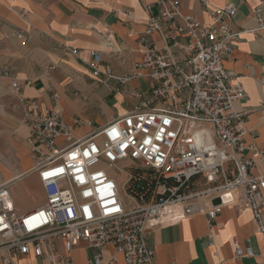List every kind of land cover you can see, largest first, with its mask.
<instances>
[{"label":"built area","instance_id":"built-area-1","mask_svg":"<svg viewBox=\"0 0 264 264\" xmlns=\"http://www.w3.org/2000/svg\"><path fill=\"white\" fill-rule=\"evenodd\" d=\"M190 1L207 10L211 23L185 12L180 0H155L156 15L146 24L145 50L132 74L118 75L100 52L90 53L92 78L109 91L119 90L111 81L125 87L141 78L151 85L147 93H132L133 107L105 124L68 123L57 109L22 95L32 80L2 72L27 132L31 164L18 178L0 179V264L25 258L75 264L81 243L94 252L90 264H153L146 236L164 226L163 212L179 203L188 214L209 205L212 221L223 206L239 201L264 234V175L251 174L256 163L245 153L256 149L244 142L246 110L235 108L247 93L224 65L239 39L238 7ZM253 16L264 43V0ZM21 17L28 19V12ZM155 33L161 48L150 41ZM11 36L26 42L22 32ZM69 51L80 57L78 49ZM29 176L38 177L44 202L20 213L12 188ZM234 247L238 258L255 256L248 244Z\"/></svg>","mask_w":264,"mask_h":264},{"label":"crops","instance_id":"crops-1","mask_svg":"<svg viewBox=\"0 0 264 264\" xmlns=\"http://www.w3.org/2000/svg\"><path fill=\"white\" fill-rule=\"evenodd\" d=\"M210 1L218 7L230 4L238 7L234 29L239 33V39L224 65L235 75L233 80L241 82L247 93L246 101L237 103L235 108L237 111L246 110L244 142L256 149L245 153L256 163L251 174L264 175V85L260 83L264 78V43L255 33L257 22L253 16L259 0ZM154 2L0 0V76L9 85V80L1 75L5 70L22 82L32 80V85L22 87V95L57 109L68 123L88 106L80 96L93 98L94 104L88 107L97 111L98 116L104 114L108 121L123 115L135 104L132 93H147L150 83L136 78L127 86L119 87L111 81L114 89L119 88L111 92L92 78L86 62L90 53L97 51L116 74H132L135 63L145 50L141 37L146 24L156 15ZM180 2L183 10L193 14L202 24L211 23L209 13L201 4L190 0ZM146 5H152L151 11L146 9ZM23 10L28 12L26 20L21 17ZM15 32H22L26 42L12 37ZM150 41L157 48L163 47L157 33ZM70 49H78L80 57L72 55ZM52 66L55 69L51 70ZM54 94L59 98L54 99ZM8 122L10 129L16 127L12 119ZM105 123L100 121V125ZM21 129L24 137V128ZM26 136L27 132L25 144ZM11 148L16 153L14 158L8 160L0 153V164L11 168L12 172L11 165L15 160L24 161L22 164L28 166L27 145L22 147L13 142ZM21 175L22 172L13 174L14 177ZM27 179V188H30L29 181L34 187L41 186L37 176ZM209 209L207 205L196 213L188 214L183 207L174 208L172 216L163 220L164 226L148 232L147 242L155 252L153 264H264V234L258 232L251 211L236 201L223 206L216 219L209 221ZM235 242L242 247L248 244L255 256L238 258ZM93 253L85 243L79 244L73 253L75 264H90ZM27 259L18 264H45L33 258Z\"/></svg>","mask_w":264,"mask_h":264},{"label":"rangeland","instance_id":"rangeland-1","mask_svg":"<svg viewBox=\"0 0 264 264\" xmlns=\"http://www.w3.org/2000/svg\"><path fill=\"white\" fill-rule=\"evenodd\" d=\"M84 99L87 101L88 106L89 104L92 103L94 104L95 100L93 98L85 97ZM88 106L86 105V108L84 109V111L81 112V114H75V117L86 120L90 119L91 121H94V123L98 125H100V121H105V122L108 121L107 117L104 114L98 116L99 113H97V111H94L92 108H89ZM75 117L74 119H76ZM9 119H12L16 123L15 128L13 129L9 128V122H8ZM21 127L24 128V133H25L24 137H25L26 129L22 124V118L16 100L12 97L10 85L9 83L7 84L4 81V79L0 76V153H2V155L8 160L13 159L14 156L16 155V153L11 148V144L13 142L20 144L22 147H26L25 138L21 134V132H23ZM22 162L24 163V161L16 162L15 160L12 163L11 166L12 169L14 170L13 172L10 170L11 168L9 169V167H6V165L0 164V172L2 171L3 173H6L5 180L18 178L20 176H16V177L13 176L15 172L23 173L29 169V166L31 164L30 161L28 162V166L22 164ZM29 177H26L24 179H19L18 183H16L12 188V196L17 203V209L20 213H24L29 210L37 208L42 204L44 199L41 186L39 187L38 185L34 187L33 184L29 181L30 188H27L28 183L26 180H28L27 178ZM17 186L18 188H15ZM35 196H37V198L39 197L37 203H32L30 204L28 209H25L23 207L22 202L27 201L28 199H34ZM27 260H29V258Z\"/></svg>","mask_w":264,"mask_h":264},{"label":"bare ground","instance_id":"bare-ground-1","mask_svg":"<svg viewBox=\"0 0 264 264\" xmlns=\"http://www.w3.org/2000/svg\"><path fill=\"white\" fill-rule=\"evenodd\" d=\"M6 178V173H3L2 171L0 172V179H3L5 180ZM15 188H18L15 187ZM16 190V189H15ZM31 191V190H30ZM39 198V197H38ZM37 196L34 197V199H28L27 201H23L22 204H23V207L27 208L28 206H30V204L32 203H37V200H38ZM174 208H180L182 209V203H179V204H173L172 206H169V208L167 210H165L163 212V220H167L168 218H170L173 214V211H174Z\"/></svg>","mask_w":264,"mask_h":264},{"label":"water","instance_id":"water-1","mask_svg":"<svg viewBox=\"0 0 264 264\" xmlns=\"http://www.w3.org/2000/svg\"><path fill=\"white\" fill-rule=\"evenodd\" d=\"M220 202H221V201H220L219 199L214 200V201H213V205L220 204ZM198 211H199V209L195 207V208L192 209L191 214H192V213H196V212H198Z\"/></svg>","mask_w":264,"mask_h":264}]
</instances>
